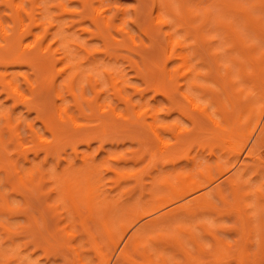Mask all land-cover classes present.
<instances>
[{"label":"rangeland","instance_id":"obj_1","mask_svg":"<svg viewBox=\"0 0 264 264\" xmlns=\"http://www.w3.org/2000/svg\"><path fill=\"white\" fill-rule=\"evenodd\" d=\"M220 1L186 0V4L193 7L194 12L197 11L195 14L198 15L196 16L198 18L193 14V17H190L194 20L192 21L187 15L181 17L178 9V0H171L176 16L169 14L165 8H160L159 11L169 20L170 25L158 26L154 22L158 11L152 0H105L104 5L108 8L106 15L115 17L116 24L130 31L136 40V44L133 45V41H130L125 36L126 40L119 46H116L113 44L112 34L113 37L115 36L119 40H123L125 34L121 35L122 33L119 31L118 33L115 28H110L108 30L109 33L106 31L108 33L106 35L107 38L103 39L100 36L91 35L88 30L96 31L97 28L90 18L91 10L88 7L85 8L80 0H15V2L23 5L27 11L31 10V7L36 4L35 2H38L43 7L40 10L41 14L38 15L42 22L41 25L32 26V33L30 32L22 38V44L34 45L38 36H42L45 33V29L48 27V20H54V22H58V25L51 27L48 34L42 40L43 45L51 44V52H44L39 47H35L39 49L28 50L25 52L26 54L24 53L25 58L22 56L21 58L16 55L21 50L20 45L16 44V48H14L15 46L11 47L10 50L8 49L5 52L6 56L4 55V58L6 60L4 62L0 61V72L6 67L8 68V71L16 78L15 84L18 87V91L24 98L29 99L28 101L32 106L31 108H27L26 104L22 100H19L16 94H11L0 83V132L2 133L1 137L5 140L2 143L6 145V148H2L3 144L0 146L6 150V152L2 151V149L0 150V193L4 197V200H2V196L0 197V264H78V262L74 263L75 261H79L75 257L77 256V252L84 264L112 263L113 246L107 243L102 226L94 223L89 217L86 218V224L97 235V243L101 247L103 256L105 254L103 260L99 258L96 248L91 245L88 236L82 230L81 216L85 217L87 215L86 205L81 202V204L79 203L81 213V216H79L73 210L69 201L58 191L60 187L54 175L59 172L65 173V175L70 172L74 175L82 174L83 167L85 166L91 165V168H98V176L94 177L99 178L96 182L99 181V185L101 184L99 187H101L102 193H98V190L97 193L99 197L103 198L107 195L110 197L109 199H112L111 202L112 204L114 203L117 210L109 217H112L111 219L116 226L129 222L131 218L127 215L130 210L128 209L130 208L128 207L129 205L137 201L139 203L140 200L151 202L153 201V197L170 194L169 188L159 183V177L162 178V176L167 175L173 185L180 186L182 185L181 181L204 180L207 167H211L212 173L216 177H219L217 163L227 166L232 160L230 147L225 142L228 139L227 134L224 133L226 134L224 135L222 133L221 135L214 136L212 133L216 134L221 128L218 129L211 121V118L199 114L198 110L186 100L182 93H191L195 104L207 105L208 110L213 114H211V117L213 116V119L219 121L221 127L222 125L228 126L229 122L235 127L234 133L241 130L242 135L235 137H238L240 141H246L247 147L255 143L256 136L259 134V140L261 141L257 143L256 148L260 150V155L264 157V114H262L260 123L254 134L250 137L251 133H249L253 131L259 114L264 109V83H262L264 80H260V78L257 81L258 75L255 74L259 73L260 70L257 72L253 71L259 68L258 65L261 64L259 60H262L261 58L264 57V52L261 53V51H264V39L262 37V40L260 37L258 39L257 32L251 30L253 26L246 24V18L245 16L243 17L242 13H235L236 11L232 12V10H225L224 12V7ZM233 1L241 2L243 6L246 5V10L249 13L251 11L253 15L255 14L252 16L253 18L255 17L254 19H258L260 15V17L264 15V10L257 3L258 0H229V2ZM59 2H62L69 12H65L59 5ZM117 6L123 8L121 13H117ZM206 7L210 8V12L212 13L209 14L211 18L208 17V20L205 19L203 11L207 9ZM220 10L222 11L220 12ZM70 11H74V13ZM9 14L10 10L6 7L3 0H0V18L4 25L17 28L15 26L16 23ZM218 18L221 21L223 19V22L225 20L226 23H230L231 21L235 23L237 32L240 34L239 37H244L243 41H246V43L244 42L246 46L248 44L256 46L252 52L253 55L249 51L246 54L245 48L243 49L239 41L234 39L235 36L226 34L227 31L224 27H221L222 29L219 26L216 27L218 25ZM24 20L26 24L29 22V18L25 17ZM260 20H264V17ZM201 23L205 24L202 25ZM194 25H197L196 27L201 26L200 28L198 27L200 31L207 33L206 35L209 36H207L209 39L210 37L212 38L209 41L214 39L211 42L212 44L209 42L211 45H205L207 50L201 45L203 47V54L200 51L197 55L199 59H201V55H203L204 59L206 58L205 60L203 58L202 61L200 60L198 69L202 71H200L202 75H206L205 77L210 76V78H205L200 75L201 77L198 76L197 80L212 90L207 88H201L200 90V87H196L193 91L189 92L188 86L185 83L188 76L184 78L181 75L185 69L180 67L182 65L181 59L169 61L165 69L166 71L163 70L167 56V52L165 51L166 31H172L174 36L181 39L184 43H193V41H196L194 40L196 28L193 30L194 27L191 26ZM205 25L207 26L205 27ZM239 29L240 31H238ZM208 31H210V34H208ZM196 38H198V34ZM199 40L197 39L198 42ZM0 42H3L1 34ZM66 43L75 44L66 46ZM106 45L109 48V53L104 52ZM234 45L239 50L244 51V55H241L237 51V48L232 50V48H235ZM79 46H85V49L91 51V55ZM210 46L212 47L209 50L208 47ZM231 46L230 53L231 51L235 53L228 54L229 51L228 49L226 51V48ZM257 46L258 50L256 49ZM58 47L67 50V59L59 61L58 54L52 55V51ZM212 48L214 49L212 50ZM190 49L193 48L190 47ZM214 50L221 51L222 53L220 52L218 56L213 55L212 59L211 56L209 57L208 52L214 53ZM237 52L239 53L237 54ZM245 54L246 57H243ZM230 55L238 61L239 65L231 60L232 58L230 59L232 57ZM215 56L219 57V64L222 63L219 67L215 63L217 60L214 61ZM4 58L1 60H4ZM197 58H194L192 62H199ZM76 62H84L79 67L84 72L81 74L82 76H79L80 78L74 81L73 89H71L70 86L64 85L67 84L66 78L74 68H67L65 72L60 74L57 71L63 69L69 63L74 64ZM241 62L242 66L245 65L244 67L247 68L248 73L250 72L248 74L249 79L247 81V77L244 75L246 79L244 78V82H241L242 77L236 76L234 73L236 76L234 81L238 79L241 83L239 85L248 86L244 93H239L235 89L237 86L233 89L230 87L231 85L229 86L230 81L221 78L222 75L226 74V68L224 67L228 65L232 66L233 71L236 72L240 68ZM261 66L264 67V65ZM104 69L111 72L110 78L121 81L119 85L122 87V94L127 96L130 102L123 101L120 95L114 94L109 79L104 73ZM170 70H175L173 79L169 78ZM252 71L253 74L256 72L255 76L251 75ZM88 73L91 74V79L92 76L95 78L91 81L94 83L93 88L89 83ZM24 74L31 80L29 83H26L28 79L26 80ZM250 78L254 80L251 81ZM31 82L34 83V87L31 86ZM253 83H256V87L252 85ZM57 84H59L58 88L60 89L61 98L56 96ZM219 84L224 85L228 93H231L229 94L231 104L228 102L225 94L219 93V91L222 92L221 85ZM82 86L85 97L89 99L93 98V101L89 103L91 104L90 106L80 96ZM134 87H137L139 90H135ZM98 90L99 93L97 95L95 92ZM210 90L215 92L213 93ZM247 93L249 95L251 93L250 96L252 98L255 96L254 100ZM95 95H97V98H95ZM214 96L216 97L212 98ZM217 96L223 103L218 101L219 99H216L218 98ZM109 104L115 108L114 112L109 109ZM223 104L227 106L221 107ZM251 105L255 106V109H253L254 111L250 119L247 120L248 116L245 107L249 108ZM59 106L66 108L63 120H60L58 117ZM239 107L240 110L243 108L245 110L244 117L239 119L240 121L238 120L240 111L237 110ZM101 109L107 111L104 112ZM138 111L143 114L139 119L136 116V112ZM117 113L118 115H116ZM7 114L8 116L10 115L11 126L16 128L15 132L20 139L18 141L22 142L25 147L21 153H18L19 146H17V140L15 137H11L7 127L5 119ZM152 114L155 115L154 118L151 117ZM69 115L74 117V121H76L78 126L69 119ZM149 122L156 125L164 124L167 127L157 128L159 137L156 138L148 125ZM29 123H31L39 137L32 134ZM60 126L63 128L58 129ZM103 128H105V132ZM56 134L59 135L58 138H61V140L56 137ZM162 141L163 143L166 142L165 144L173 145L170 153L169 151L166 152V154H169H164L165 156H161L160 152ZM48 147L50 153L46 155V148ZM73 148L78 155L75 154ZM169 148L167 150H170ZM151 151H156L155 161L152 160ZM3 154H5V157L2 156ZM25 155L27 158H25ZM45 156H47L46 159ZM83 156L86 157V163L82 161ZM24 158L28 161L24 160ZM253 161L251 158L247 159V166L240 171V174H242L240 190L242 193L245 190L247 193L249 190L252 192H249V195H247L248 199L244 198L246 195L244 197L241 196L240 201L245 200V204L242 202V209L249 213L250 218L254 220L252 223L255 226L258 225L259 228L258 221L260 217H264V212L261 213V216H254V209L252 208H255L253 206L258 197L256 189L258 187L264 189V166ZM80 169L82 171L79 173ZM39 170L45 174L42 180L39 178ZM84 171H87V169ZM31 175L35 178V183L40 182L39 185L43 186L42 192H39L37 187L35 188L28 182ZM82 176L85 179V175L83 174ZM82 176L81 178L79 177L80 180ZM22 178L25 179V184H23ZM82 181L84 183V180ZM224 193L227 199L233 203L234 199L231 189L226 186ZM212 199L216 205L215 209H205L193 218L189 217L190 219L187 220L188 223L193 224V228H191L195 233L194 235H197L196 238H199L198 241L201 242L202 247L207 252L200 254L195 243L187 237L186 239L184 238L185 247L189 249V252L193 256L199 257L201 262H203L202 264H240L237 259V255L240 252L248 250L252 254L258 250L259 229L254 230L251 236L252 241L250 239L251 243H245L243 241L244 238H242L243 236L239 234L241 230L237 214L225 211L229 206L219 197L214 196ZM6 200L11 209L3 203ZM250 202L251 204H249ZM40 213L47 220L44 226L41 219L37 218L40 216ZM33 214L39 223H41H38L39 227L31 223ZM262 221H264V218H262ZM113 222L112 224L115 225ZM139 223L132 226L133 228L130 231L132 232V229L139 225ZM199 223H205L207 225V228H205L210 230L211 234L219 237L225 245H229L227 257L217 261L214 258L215 256L210 255L215 247L213 237L209 232L204 231L199 226ZM116 226H114L115 229L117 228ZM252 227L254 228V226ZM35 229L37 230L35 231ZM70 233L73 235L71 236ZM118 236L119 232L115 237L118 238ZM70 245L75 247V251L69 249ZM139 249L138 254L132 252V255L137 258L134 257L136 260L142 261L140 252L142 247ZM169 251L168 249L166 252L170 253ZM14 252L21 255L24 260L21 256L20 259L18 258L19 256L17 260L14 259V255L16 254ZM175 253L174 260H169V264L186 263V258L183 254L178 251H175ZM262 255L259 254V264H264V256ZM109 259H111L110 262L108 261ZM153 260L157 263L160 262L159 257L155 255H153Z\"/></svg>","mask_w":264,"mask_h":264},{"label":"bare ground","instance_id":"obj_2","mask_svg":"<svg viewBox=\"0 0 264 264\" xmlns=\"http://www.w3.org/2000/svg\"><path fill=\"white\" fill-rule=\"evenodd\" d=\"M36 1H38V0H36ZM80 1L82 2L83 6L85 8L88 7L91 10L90 18L94 22V24L96 25L95 27L97 28L96 31L95 30H88L91 35L100 36V37H102L104 39L105 37L107 38L106 35H108V33H109L108 30L110 28L111 29L115 28V30L117 32L119 31L120 33H122L121 35H123V34H125V35H124L123 40H119L117 37H115V36L113 37V34H112V39H113V42H114L113 44L114 45L119 46L120 44H122V42H124L126 40L125 36L127 37V39L129 38L130 41H133V43H134L133 45L136 44V40H135L134 36L130 33V31L126 30L123 26H120L119 24H118L119 25L118 26L116 24V22H115V17H109V16L106 15V12H107L108 8L104 5L105 4L104 3L105 0H80ZM152 1H153V4H154L155 8L158 11L156 16H155V18H154L155 19L154 22L157 23L158 26L159 25H170L169 20L163 16V14L159 11V9L160 8L161 9L165 8V10L169 14H172L173 16H176L175 8H174L171 0H152ZM3 2L6 5V7L10 10L9 16L14 20V22L16 23L15 26H17V28H14V26H11V27L5 26L3 21L0 18V34L2 35V40H3L2 43L0 42V61L4 62L6 60V58H4L5 52H7L8 49L10 50V48L14 47L16 44H19L20 47H21L20 52H17L16 55H18L20 57L22 56L24 58H25L24 53L27 52L28 50H30V51L32 49L34 50L35 47H39L44 52H48V53L51 52L50 51L51 50V44L43 45L42 44V42H43L42 40L48 34L49 29L51 27H54V26L58 25V22H54V20H48V27L45 29V33L42 36H38V38L36 40V43L34 45L30 46L29 44H22V38L26 34H28L30 32L32 33V26H40L41 25L42 22L40 21V18L38 17V15L41 14L40 10H42L43 7L41 5H39L38 2H35L36 4L33 2L35 5H33L31 7L30 11H27L24 8L23 5H21L18 2H15V0H3ZM178 2H179L178 9L180 11V16L181 17H184V15H187L189 17V19H191L193 17V14H195V12H197V11L194 12V9H192L193 7H191L188 4H186V0H178ZM220 2L222 3V4L221 3L220 4L223 5V7H224L223 8L224 12H225V10H227V11H231L232 10V12L236 11L235 13H238V12L242 13L243 17L245 16V18H246L245 19L247 21L246 24L253 26L252 29L251 28L250 29L251 30H255V32H257L258 39H259V37H260V39H261V37H262V39H264V23H262V21H264V20H260L262 17H264V15H262V17H260L261 16L260 15L259 16L260 19L259 18L258 19L257 18L254 19L255 17L253 18L252 16H254L255 14L253 15L251 13V11L249 13V11L246 10L247 9V7H245L246 5L243 6V4H241L240 1H239L240 3L236 2V1L229 2V0L228 1L227 0H221ZM257 3H259V7L262 10H264V0H258ZM240 4L242 5V7H241ZM59 5L62 7V9L65 12H69L63 6L62 2H59ZM116 9H117V13H121L123 11V8L121 6H117ZM203 11H204V14H205V19L208 20L209 18H211L209 16V14L211 13L210 12L211 11L210 8H207V9H205ZM221 11L222 10H220V12ZM70 12L74 13V11H70ZM252 12H254V11H252ZM196 16H198V15L195 14V17ZM25 17L29 18V22L27 24L24 23V21H25L24 18ZM196 18H198V17H196ZM191 20L194 21L193 19H191ZM207 20H206V22H207ZM217 20H218V25H216V27L219 26L220 29H222L224 27L226 29V31H227L226 34L235 36L234 39L239 41V44H240V46L243 49L245 48V50H246L245 52L249 51V53L252 54V52L254 51L256 46H254V44H253V46H251L250 44H248L249 46L248 45L246 46V44H245L246 41H243L244 37L243 38L239 37L240 34H239V32H237V28L234 25L235 23H232V21L230 23H226L225 20L223 22V19L221 21V20H219V18ZM248 22H249V24H248ZM204 24L205 23H203L202 25H204ZM246 24H244V25H246ZM200 25L198 26L199 28L201 27ZM207 25H205V27ZM196 26L197 25L191 26V27H194L193 30L196 28L195 31L198 34V38H196L197 37L196 33H195L196 37L193 36V37L196 38V39L194 38V40H196V41H193V43H188V44L184 43L181 39H179L178 37L174 36L172 31H166V33H165V38H166L165 51L167 52V56H166V61H165L163 70H165L167 68V64H168L169 61H171L173 59H181L182 60L181 61L182 65L180 67L181 68L183 67L185 69H184L183 73L181 72L182 74L181 73L180 74L184 78H186L188 76V79L185 81V83L188 86V91L189 92L193 91L194 88H196V87H200V90H201V88L211 89L209 87H206V86L202 85L203 83L201 84L197 79H198V76H200V75L202 77L204 76L201 73L202 71L200 69H198V63H200V60L202 61V58H203V55H201V54H203V52H202L203 51V47H201V45H203L204 47H205V45L206 46L211 45L212 44L211 42L214 41V39L212 41H209L212 38L210 37V39H209L208 38L209 36L206 35L207 33H202L200 31V29L198 27H196ZM189 30H187V31H189ZM191 31H190V33H191ZM238 31H240V29ZM208 32H209L208 34H210V31H208ZM225 36H227V35H225ZM199 38H200V40H199ZM197 39L199 40V42L197 41ZM69 44H75V43H66L65 45L67 46ZM76 45H77V43H76ZM66 46H65V48H66ZM212 46L208 47V49L210 50ZM79 47L85 49V46H79ZM190 47H192L193 49L189 50ZM234 47H235V45H234ZM14 48H16V46ZM177 48H178V50H177ZM231 48H232V46L226 48V51H227V49H228V51L231 50ZM236 48H237V51H239L241 55H244V51L239 50V48L237 46L235 48H232V50H234ZM35 49H37V48H35ZM213 49L214 48H212V50ZM256 49L258 50V46H257ZM85 50L87 51V53H90V55H91V51H88L87 49H85ZM206 50H207V48H206ZM66 51H67L66 49L58 47L54 51H52L53 52L52 55L58 54V60L62 61L64 59L68 58V54L66 53ZM214 51H215L214 53L207 51L209 53V57L211 56V58H212V57H214L213 55H217L218 56V54H220V52H221V51L219 52L217 50H214ZM104 52L109 53V48H108L107 45H106V48L104 49ZM199 52L201 53L200 54L201 55V59H199V57L197 58V55L199 54ZM233 52L234 51H231V53H233ZM239 52H237V54ZM262 52H264V51H261V53ZM231 53L229 51L228 54H231ZM43 54H45V53H43ZM246 54H248V52ZM246 54L243 57H246ZM232 55H230V56H232ZM217 56H215V60L214 61L217 60L215 63H216V66L219 67V66H221L222 63L219 64L220 63V62H218L219 61V57H217ZM2 58H4V60H1ZM194 58H197V61H199V62H196V63L192 62V60ZM205 59L203 58V60H205ZM212 59H211V61H212ZM230 59L238 64V61L236 59H234L233 56L230 57ZM254 59H255V57H254ZM261 59L262 60H259V63H261L260 65H258L259 68L257 67L258 69L253 70V71H256V72L258 70H260L259 73L258 72L257 73L255 72L256 74L254 73L255 75H258L257 76L258 77L257 81L260 78H261L260 80H264V67L261 66V65H264V57H262ZM243 62H244V60H243ZM83 63H78V62H76L74 64L69 63L63 69H60V70L57 71V73L59 72V74H60V73L65 72V70L67 68H70V67L74 68L72 70V72L68 75V77L66 78L67 84H65L64 86H67V87L70 86L71 89H73L74 81L77 80V78H80L79 76L81 74H83V72H84L83 70H81L79 68L80 65L83 64ZM210 64H213V63H210ZM251 64H252V62H251ZM207 65H208V63H207ZM224 65H225V63H224ZM241 66H242V62H241ZM241 66H240V68H238V70L236 72L233 71V67L232 66L228 65V66L224 67V68H226L225 69L226 74L222 75L221 78H224V79H227V81H230L229 82L230 83L229 86L231 85L230 87H232L233 89L237 86L238 89H237V87L235 89L239 93H244V92H246V89H247L248 86L244 87L243 85L241 86L239 84H241L240 81L244 82L246 77H247L246 80L248 81V79H249L248 78V74L250 72L248 73L247 68L244 67L245 65L242 66V67ZM231 67H232V69H231ZM255 67H256V65H255ZM175 70H170L169 71V78L170 79H173ZM253 71L251 72V75L255 76L253 74ZM104 73L107 75V77L109 79V82L111 84L112 90L114 91V94L120 95L122 97L123 101L125 100L127 102H130V99L127 96L122 94V87L119 85V83L121 81L120 80H116L114 78H110L109 76H110L111 72L109 70L104 69ZM234 73L236 74V76H241L242 77L240 81L237 78H236L237 81H234V78L236 77L234 75ZM87 75H88L87 77H89L88 78L89 83H90L91 87L93 88L94 87V83L91 82V81H93L92 79H95V78L92 76V79H91V74L90 73H88ZM232 75H234V76H232ZM244 75H246V77ZM251 75H249V76H251ZM24 76H25V74H24ZM207 77L210 78V76H207ZM207 77H205V78H207ZM25 78H26V80L28 79L26 81V83L27 82L29 83L31 81L26 76H25ZM250 80L253 81L254 79L250 78ZM15 81H16L15 76L12 75L8 71L7 67L3 71L0 72V83L3 85V87L8 89L11 92V94H16L18 96L19 100H22L23 103L26 104L27 108H31L32 106H31L30 102L28 101L29 99L24 98V96H22L20 94V92L18 91V87L15 84ZM257 81H255V82H257ZM54 82H55V80H54ZM262 83H264V82H262ZM30 84H31L32 87H34V85H33L34 83L33 82H31ZM206 85H208V84H206ZM219 85H221V84H219ZM252 85L255 86L256 83H253ZM58 87H59V84H57L56 96L58 98H61V96H60L61 93L59 91L60 89ZM134 88H135V90H139L137 87H134ZM221 88H222V92L219 91V93L225 94L228 102L230 103L231 101H229L230 100L229 94H231V93H228V91H227V89H226V87L224 85H221ZM33 90H35V89H33ZM70 90H68V91H70ZM211 92L214 93L215 91H211ZM98 93H99V90L95 92V94H97V95H98ZM205 93H207V92H205ZM84 94L85 93H84L83 86H82V92H81V95H80L81 98L84 101H87L88 104L93 101V98L89 99L87 97L88 98L87 99ZM182 94L184 95L186 100L191 105H193V107L196 110H198L199 114L205 115V116L211 118V121L213 122V124L216 127H218V129L221 128V130H219V131L216 130L217 132L215 131L216 134L211 132L212 134H214V136H217L218 134L221 135L222 133L223 134L224 133L227 134L228 139H226L225 142L230 147V152H231V157H232L231 159L232 160L229 162V164L227 166H223L221 163H217L216 166L218 168V173L220 174L219 177H216L212 173L211 167H207V171L204 174V180L199 181L197 179H194V180H192L190 182L181 181L182 185H180V186L173 185V183L169 179V176H167V175L162 176V178L159 177L160 178V179L158 178L159 179V183L162 184V185L167 186L169 188V190H170V194L166 195V196L165 195H159V196H156L155 198L153 197V201H151V202L150 201H147V202L144 201L143 202V201L140 200L139 203H138V201L137 202L135 201L136 203H133V204L128 206V207H130V208H128L130 210L128 212L129 214H127V215H128L129 218L131 217L129 222L126 223V224H119L118 223L119 225H117V226L112 221V219H111L112 217L111 218L109 217V216L113 215L115 213V211L117 210V208L114 205V203L112 204V202H111L112 199H109L110 197H108L107 195L104 196L103 198L101 196L99 197V194H98V193H102L101 187H99V186H101V184L99 185V181L96 182V180L97 179L99 180V178H95V177L98 176V174H97L98 173V170H97L98 168L95 169V167L94 168L92 167L93 168L92 169L91 165H90L88 167L91 168L92 169L91 170L87 166H85V167H83L84 169L83 168L82 169H83V171L87 169V171L83 172L82 169H80L79 173L82 171V174L80 173V174H74V175L69 172L71 176L69 175V173L67 175H65L64 172H63L64 174H62L60 172L55 174L54 177H55L56 181L59 183V187H60V188L58 187L59 188L58 191L63 195L64 198H66L69 201V203L72 205L73 210L79 216H81V213H80V210H79L80 209L79 203L81 202L82 204L84 203L86 205L87 215L85 217L81 216L82 230L88 236L91 245L94 248H96L99 258L103 260L104 259L103 257H105V254L103 256L102 251H101V247L97 243V238H96L97 235H95V233L93 232L91 227L86 224V218L89 217L94 223L100 224L102 226V228H103V230L105 232L106 238H107V243L111 244L113 246V254H112L113 261H112L111 264H120V263H128V262H130L131 264H167L169 260H171V259L174 260L173 258H174V255L176 254L175 251L176 252L178 251L179 253L184 255V257L186 258V263L184 262V264H200V263L202 264L203 262H201L200 258L193 256L189 252V249H187V247H185L186 244L184 242V238L186 239V237H187V238H189V240H191L192 242L195 243V246L197 247V250H198V252L200 254H204V253L207 252V251L205 252L204 247H202L201 242L198 241L199 238H196L197 235H194L195 233H194V231L192 229L193 228V224L188 223L187 220H189L190 218H193L200 211H203L205 209H215L216 205L213 203V199H212L214 196L219 197L225 204H228L229 207H227L225 209V211L233 212L234 214L235 213L237 214V216L239 218V219L238 218L237 219H238V221L240 223L239 227H240L241 231L239 232V230L238 229L237 230H238L240 236L241 235L243 236L242 238H244L243 241L245 243H247V244L251 243L250 239H251V236L253 235L254 230L259 229L258 234L260 235V238L258 240V250L253 252L252 254L249 253L248 250H245L244 252H240L237 255V259L240 262V264H249V263L250 264H259V261H260L258 259V258H260L259 254L260 255L264 254V221H262V218H264V217H262V218L260 217L259 221L257 220L258 223H259V228H258V225L255 226L252 223L254 220H252L250 218L249 213L246 210L243 211V209H242V202L244 203L245 200L244 201L242 200V202L240 201L241 196L244 197L246 195V197H244V198L248 199L247 195H249V192H251L249 190V192L247 193L246 190H245L242 193V191L240 190L241 189V183H240L241 181H240V179L242 177V174H240V171H241V169H244V167L247 166L246 160L251 158L254 161H256L257 164H259L261 166H264V157H262L260 155L261 154V152L259 153L260 150H257V148H256L257 143L259 141H261V140H259V134L256 136L255 143L251 144L249 147H247V142L246 141H244V140L240 141L238 139V137H235L237 135H239V136L242 135V132H240L241 130L234 133L235 127H234V125L232 126L231 125L232 123L230 124L228 121H227L228 122V126H223L222 125V127H221L220 122L217 121L216 119H213V116L211 117L212 113L208 110L207 105H205V104H203V105L195 104V102L193 101V96H192L191 93H182ZM97 95H95L96 96L95 98H97ZM247 95H249V93H247ZM250 95H251V93H250ZM73 96H74V99H75L76 97H75L74 94H73ZM215 97L216 96H214L212 98H215ZM250 97L252 98V96H250ZM254 98H255V96H254ZM254 98H252V99L254 100ZM216 99L218 100L219 97L216 98ZM75 101H76V99H75ZM94 101H96V100H94ZM218 101H221V99H219ZM216 103H217V101H216ZM90 105L91 104H89V106ZM225 105L223 104V105H221V107L222 106L224 107ZM100 107H101V105H100ZM240 107H242V106H240ZM240 107H239V109H237V110L240 111V114L238 116V120L242 119L244 117V113H245L244 111L245 110L247 111L246 112L247 116H248L247 120H249L250 117L253 114V111H254L253 109H255V106L251 105L249 108L245 107V110H244V108L243 109L241 108L242 110H240ZM109 109L112 110V111L115 110V108L112 105H110V104H109ZM102 111L106 112L107 110L103 109ZM220 111H221V108H220ZM65 112H66V108H64V107L61 108L60 106L58 107V114H59L58 117L60 118V120H63V114ZM225 113H227V112L225 111ZM262 114H264V109L261 110V113L259 114V117H258L257 124H255L253 131L249 132V133H251L250 137L257 130L258 125H259L260 120H261V117H262ZM116 115H118V113ZM142 115L143 114L140 113L139 111L136 112L137 119L141 118ZM9 116H8V114H7V116H5V119L7 121V127L9 129L10 134H11V137H13V138L15 137V139L17 140L16 141L17 142V146H19L18 153H21L24 150L25 147L23 146L22 142H19L20 139L18 137V134L15 132L16 128H13L11 126V119H10ZM68 117H69V119H71L75 123L76 126H78L76 121H74V117L73 116L69 115ZM151 117L154 118L155 115L152 114ZM225 117L228 120L226 114H225ZM242 122H244V121H242ZM148 125L152 129V131L154 132L156 138L159 137V132L157 131L158 130L157 128H166L167 127V125H164V124L156 125L155 123H151V122H149ZM29 128H30L32 134L36 135V137H39V135L37 134L36 130L31 125V123H29ZM62 128L63 127L60 126V128H58V129H62ZM103 131L105 132V128H103ZM219 132H221V133H219ZM259 132H261V131H259ZM62 133H63V131H62ZM212 134H210V135H212ZM226 134H224V135H226ZM1 136H2V133L0 132V146H2V144H3L4 146L2 148H4V147L6 148V145L4 143H2L5 140ZM58 136L59 135L56 134L57 138H58ZM180 138H181V136H180ZM59 140H61V138ZM165 143L166 142L163 143V141H162V144H161V147H160L161 156H165L164 154H166V152H168V151L170 153L171 148L173 146L171 144H168V143L165 144ZM2 148L0 147V150ZM168 148L170 150H167ZM48 149H49V147L46 148V155H48L50 153V150H48ZM2 151L6 152V150H4V149H2ZM74 151H75V154H76L77 152H76L75 149H74ZM169 153H167V154H169ZM5 154H3L2 156L5 157ZM76 155H78V154H76ZM25 158H27L26 155H25ZM25 158H24V160H27ZM46 158H47V156H45V159ZM152 158H153L152 160L155 161V159H156V151L152 152ZM6 160H8V159L6 158ZM10 160H11V158H10ZM82 161H83V163H86V157L85 156L82 157ZM4 162L6 163V161H4ZM39 173H40V177L39 178L42 180L43 177L45 176V174H43V171H41V170H39ZM83 174L85 175V179H83L84 178L82 176ZM92 174H93V177H92ZM81 176H82V179L80 180ZM34 180H35V178H33V175H31L29 180H28V182H30V184L32 186H34L35 188L37 187L38 188L37 190H39V192H42V187L43 186L39 185V183H40L39 181H37L39 183H35ZM82 180H84V183H83ZM81 181H82V183H81ZM22 182H23V184H25V179L22 178ZM226 186L231 189V193H232V196H233V199H234L233 203H231L227 199V196L224 193V188ZM97 190H98V193H97ZM99 190H100V192H99ZM256 193H257L258 197L255 200V205L254 206L252 205L255 208H252V209H254V212H256L257 214L256 213L254 214V212H253V215L254 216H257V215L261 216V213L264 212V189H262L261 187H258L256 189ZM1 196L2 195L0 193V197ZM154 199H155V201H154ZM2 200H4V197H3ZM3 203L5 204V206L7 205V207L9 206V203L7 202V200L4 201ZM249 204H251V202ZM248 205H246V206L248 207ZM9 208H10V206H9ZM39 217H41V218H39ZM39 217H37V218L41 219V221L43 222V226H44V223L46 224V222H47L46 217L42 213H40ZM37 218L34 215L32 217L31 223L35 224L36 227H39L38 225L41 224V223H39ZM111 221L115 225H113ZM138 222H140V223H139V225L136 226L137 228L135 227L134 228L135 230L132 229L133 231L131 232L130 229L133 228L132 226H134ZM32 226H33V228H35L34 225H32ZM114 226H116L117 228L115 229ZM199 226L202 227L204 229V231H207V232L210 233V230L206 229L207 225L205 223L204 224L203 223H199ZM252 226H254V228ZM29 228H30V226H29ZM36 230L37 229H35V231ZM42 230H43V228H42ZM129 231H130V233H129ZM118 232H119V236L117 238L115 236L117 235ZM70 235L72 236L73 234L70 233ZM211 235L213 237L214 246L215 247L213 249V252L210 253V255L212 254L213 257L215 256L214 258H216L217 261H219L221 259H224L225 257L228 256L229 245H225L223 243V241L221 239H219V237H217V236H215L213 234H211ZM240 239H241V237H240ZM251 241H252V239H251ZM140 247H142V250L140 251L141 255H142L141 257L143 259L142 261L136 260L137 258L134 256L136 258L135 259L133 257V255H132V252L133 253L135 252V253L138 254V250H140L139 249ZM69 249L75 251V247H72L71 245L69 246ZM168 249L170 250L169 251L170 253L166 252ZM15 253L17 254V252H14V254ZM18 253H20V252H18ZM15 255H14V257H15L14 259H16V260L18 258L20 259L21 255H19V254H17V256H15ZM76 255L77 256H75V257L79 261H75L74 262V260H73V262L74 263L78 262V264H84V262H82V259L79 256L78 252H77ZM153 255L159 257V260H160L159 263H157V262H155L153 260ZM251 256H252V258H251ZM262 256H264V255H262ZM21 258H22V256H21ZM22 259L24 260V258H22ZM102 260H101V262H102ZM110 260L111 259H109L108 261L110 262ZM247 260H249L250 262L249 261H248L249 263L246 262ZM28 264H30V263H28Z\"/></svg>","mask_w":264,"mask_h":264}]
</instances>
